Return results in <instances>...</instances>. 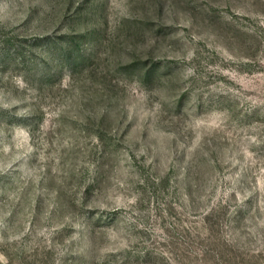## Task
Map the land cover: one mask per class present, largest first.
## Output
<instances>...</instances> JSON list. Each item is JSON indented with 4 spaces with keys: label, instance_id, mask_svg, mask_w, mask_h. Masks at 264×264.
I'll return each instance as SVG.
<instances>
[{
    "label": "rangeland",
    "instance_id": "1",
    "mask_svg": "<svg viewBox=\"0 0 264 264\" xmlns=\"http://www.w3.org/2000/svg\"><path fill=\"white\" fill-rule=\"evenodd\" d=\"M0 264H264V0H0Z\"/></svg>",
    "mask_w": 264,
    "mask_h": 264
}]
</instances>
